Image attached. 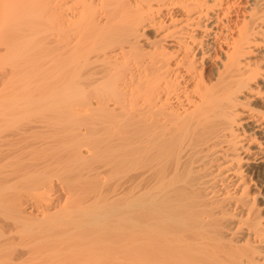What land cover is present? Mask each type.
<instances>
[{
	"label": "bare ground",
	"instance_id": "bare-ground-1",
	"mask_svg": "<svg viewBox=\"0 0 264 264\" xmlns=\"http://www.w3.org/2000/svg\"><path fill=\"white\" fill-rule=\"evenodd\" d=\"M15 238L0 264H264V0H0Z\"/></svg>",
	"mask_w": 264,
	"mask_h": 264
},
{
	"label": "rangeland",
	"instance_id": "rangeland-1",
	"mask_svg": "<svg viewBox=\"0 0 264 264\" xmlns=\"http://www.w3.org/2000/svg\"><path fill=\"white\" fill-rule=\"evenodd\" d=\"M30 203H32L33 201H29ZM25 211L27 212V213H34L35 214V208L31 205V204H28L26 207H25ZM21 244H23V240H21L20 238H15V241H14V243L13 244H10V245H8L7 246V248L6 247H2V248H0V251H2L4 254L2 255V256H0V260H3V259H5L8 255H9V251L8 250H11L12 248H15V250L18 252H20V245ZM12 250H14V249H12ZM1 252V253H2ZM0 253V254H1ZM15 254H17V253H15ZM14 257V256H13ZM33 261H35V259L34 258H26L25 260H24V262L22 261L21 263H17V264H31Z\"/></svg>",
	"mask_w": 264,
	"mask_h": 264
}]
</instances>
